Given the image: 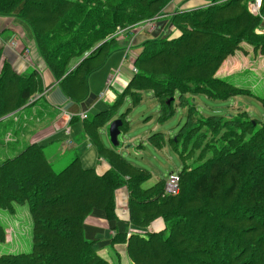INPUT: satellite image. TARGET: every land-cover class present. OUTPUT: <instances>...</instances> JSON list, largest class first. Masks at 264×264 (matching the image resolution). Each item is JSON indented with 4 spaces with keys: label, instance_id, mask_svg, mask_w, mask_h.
<instances>
[{
    "label": "trees",
    "instance_id": "obj_1",
    "mask_svg": "<svg viewBox=\"0 0 264 264\" xmlns=\"http://www.w3.org/2000/svg\"><path fill=\"white\" fill-rule=\"evenodd\" d=\"M171 1L0 0V16L26 25L60 91L78 103L87 96L89 74L126 45L118 47L115 32L157 19ZM249 1L210 0L207 6L172 15L170 27L178 34L146 35L135 42L133 75L119 97L107 109L82 119L84 132L94 141L122 95L129 93L135 104L140 93L148 91L160 105V117L170 115V103L179 96L188 105L185 125L172 141L180 158L187 155L189 144L191 149L200 147L206 138L202 128L213 135L208 147H202L210 152L205 161L193 168L183 161L178 192L165 193L163 179L144 187L150 172L110 149L109 169L97 174L75 155L54 170L57 158L50 159L42 144L10 148L0 154V209L14 212L15 205L26 204L32 245L28 252L0 253V264H111L95 252L94 241L84 234V222L97 210L106 220H117L114 192L122 186L132 226L146 229L156 218L164 225L128 237L117 233L132 264H264V121L244 113L206 118L184 98L199 92L213 99L253 94L216 75L244 45L264 53V33L257 32L264 0L257 14L249 10ZM38 83L35 70L18 74L2 59L0 118L34 102L28 101L41 92ZM257 98L264 106V96ZM164 139L156 131L148 136L157 149ZM4 240L0 223V242Z\"/></svg>",
    "mask_w": 264,
    "mask_h": 264
},
{
    "label": "crops",
    "instance_id": "obj_2",
    "mask_svg": "<svg viewBox=\"0 0 264 264\" xmlns=\"http://www.w3.org/2000/svg\"><path fill=\"white\" fill-rule=\"evenodd\" d=\"M251 1L252 0L249 2ZM209 4L210 0H172L165 7V13L153 20L152 23L157 27L158 24H161L159 27V34L168 32L173 36H176L178 31L174 27H170V18L172 15L183 11H191ZM8 23L11 24V26L16 25L15 27L19 28L21 32L23 31V34H27V30H25L27 27L22 21L12 16H0V44H2L3 47L2 52L4 55L6 52H10L13 55L12 60L14 62L12 61L13 63H11L14 68L13 70H15L18 74H24L30 69L35 70L36 75L39 77L38 85L42 89L40 93L34 94V102L30 103L29 105H25L15 112L7 115L11 116L16 114V112L17 114L19 112L20 115L15 119L18 122L23 121L22 123H17L13 127L12 133L4 132L8 136V142H10L12 145H18L16 147L17 150H20L25 145L30 143L42 144L44 150H47L52 156L50 159L66 157L71 151L75 156L78 157L80 164L84 168H92L97 174L104 173L110 167L106 156L107 154L111 153L109 149L122 155L120 152L122 147H118L117 145L116 148H113L105 142L106 138L104 137L103 133L108 135L107 126H109L108 123L111 121L100 128L98 136L94 141H92L83 130L82 119L79 117V114L84 113L86 118L91 117L92 115L107 109L108 106L111 105V102L113 103L115 101V96L117 95L118 91L120 90L122 92L133 75L132 59L135 57L138 51L137 47L133 46L132 44V47L129 48L131 50L127 52L125 49H123V46L114 50L108 56V58L104 60L99 68L89 74L87 79V96L83 101L76 103L69 100L62 94L57 85V80H55L51 72L44 66L42 61H33L31 64H29L31 55L34 54L31 43L30 45L26 44L25 46L29 50V57L27 60L22 58L21 49H18V47H10L7 44V42L12 38L19 40L17 38L18 30L15 27L11 28ZM260 25L262 26L260 31L264 33V19H262ZM142 26L145 27V24ZM140 29V27L134 28V34L143 33L144 29L139 31ZM146 32L147 36H150L149 31L146 30ZM156 35L157 34L154 36ZM147 36L144 32L143 37H141L139 40ZM249 51L253 52V50H251L247 45L246 47L243 46L241 53L243 54L244 59L245 56L249 55ZM129 53L131 58L129 57L130 55L128 56ZM126 59L128 60L129 64H127L128 68H124L120 71L121 64ZM238 60H240L238 53H235L232 57H228L223 62L216 75L222 71L221 68L225 66L227 61L228 65L236 66V62ZM129 70L131 72H129ZM109 78H111V81H108ZM69 113L74 114V117L68 119L67 115ZM65 126L69 128L68 136H66L64 132ZM147 133L148 132H145L143 136L146 142L151 144L148 140L149 135ZM143 136H141V138ZM66 137L69 138L70 142H67ZM129 139L132 140L131 137ZM143 143L144 142H142V139H140L139 145L142 148L144 146ZM152 147L154 146L152 145ZM14 149L15 147L12 146L11 150L15 151ZM155 149L157 150V148ZM123 157L127 159L125 156ZM127 160L130 161L129 159ZM132 163L135 164L134 162ZM135 165L145 168V166L139 164ZM114 202L117 220L110 222L105 219L100 211L97 210L86 217L84 222V234L88 239L94 241L93 248L95 249V252L98 256L107 260L111 264H132V262H130L126 256L125 243L118 242V239L115 238L117 233L125 234V236L128 237L130 233L136 231H158L164 226L163 220L156 218L148 225L146 229L141 230L132 226L129 222L127 192L125 186L118 187L115 190ZM15 210L16 205L14 206V211ZM11 222L12 221H7V224L10 225Z\"/></svg>",
    "mask_w": 264,
    "mask_h": 264
},
{
    "label": "rangeland",
    "instance_id": "obj_3",
    "mask_svg": "<svg viewBox=\"0 0 264 264\" xmlns=\"http://www.w3.org/2000/svg\"><path fill=\"white\" fill-rule=\"evenodd\" d=\"M262 19H264L263 16ZM143 24H145V22ZM9 26H11V24H9ZM15 26L16 25H12L11 28ZM137 27L141 28L139 31L144 29L143 33L144 31L148 30L150 36L152 34H163H159V28L157 26H154L152 22L149 24L146 23L145 27H143L142 25H135L127 29H119L114 34V39H116L118 47H121L126 43V45L123 46V49H125L127 52L131 50L129 49L132 47L131 44L140 41L139 39L143 37V33L134 34L133 29ZM261 27L262 26L260 25V27L257 29L258 33H262L260 31ZM15 28L18 30V49L26 46V44L30 45V43L33 46L32 49L34 54L31 55L29 64H31L33 61H41V58L36 51L34 44L30 40L31 37L29 30L26 27V29L24 28L25 30H27V34L25 35L22 33L23 31H20L19 28ZM126 32L129 33L128 37L125 35ZM0 47V66L2 63V59H6L11 69H14L12 66V63L14 62L12 60L13 55L10 52H6L4 55V53L2 52V44H0ZM244 47L246 46L244 45ZM248 47L253 50L250 45H248ZM251 52L249 51V55L245 56V59L241 51L236 52L240 57V60L236 62V66L228 65L227 61V63H225V66L221 68L222 71L219 72L217 76L223 79H228L235 86L247 89L253 94H237L221 99H213L199 92L193 95H186L184 96V98L190 101L194 109L200 115L206 118L214 116L221 117L225 115L229 116L230 118L233 117V115H237L238 113H244L251 120L263 122L264 106L257 97L264 96V53ZM129 55L130 53L128 54V56ZM85 56L86 54L82 57V59ZM129 57L131 58V55ZM22 58L24 57L22 56ZM82 59H80L79 61H81ZM127 64L128 60L126 59L121 64L120 71L124 68H128ZM129 72L131 71L129 70ZM120 93L121 91L119 90L115 98L119 97ZM140 94L141 97L135 104L134 102H132L129 93L122 95L123 97L121 98L120 102L112 106V120L119 118V116L121 115L122 120L120 118L119 119L125 124V128L120 129V133L117 136L118 147H122L120 151L121 154L135 164L145 166V168H147L150 172V177L142 183L143 186H150L159 179H167L171 173H178V171L182 167L183 161L189 168H193L198 166L210 156V152L208 150H202V147H208L207 143L210 142L213 135L211 132H209L210 129H205V127L202 128L201 131L206 132V138L201 143L200 147L191 149V144H189L187 150L185 151V154L187 155H185L184 158H180V156L174 150V139L180 132L181 128L185 125L188 110V105L185 102H181L179 96H176L175 100L170 103V115L160 117V105L157 104V101H155L154 98L150 96V93L148 91L144 90ZM34 100L35 95H33L31 97V100H29L28 102L30 103ZM19 115V112L18 114L16 112V114H13L11 116L7 117L6 115L0 118V154L9 151L12 146H18L10 144V142H8L9 140L7 134H5L4 132L12 133L13 127L17 123L23 122L16 121L15 118ZM154 131L164 134L165 139L162 149L156 150L154 147H152L151 144L146 142L143 136L145 132H148L147 134L150 135ZM103 135L106 138L105 142L109 146H113L110 143L109 135H105L104 133ZM141 136L143 137L141 138ZM130 137L132 138V140L129 139ZM140 139H142V142H144L143 148L139 145ZM73 155L74 154L70 151V153L66 157L54 160L52 162V168L54 170L61 169L64 165L67 164V162L71 160ZM7 221L12 222L10 223V225H8ZM0 223H2L5 230V240L3 242H0V253H18L28 252L31 250L32 221L25 203L16 205V210L14 212H5V210L0 209Z\"/></svg>",
    "mask_w": 264,
    "mask_h": 264
},
{
    "label": "built area",
    "instance_id": "obj_4",
    "mask_svg": "<svg viewBox=\"0 0 264 264\" xmlns=\"http://www.w3.org/2000/svg\"><path fill=\"white\" fill-rule=\"evenodd\" d=\"M261 0H252L251 2H249V10L254 13L257 14L259 12V7H260V2ZM152 22V21H151ZM150 21L146 22V23H151ZM145 23V25H146ZM7 44L10 47L13 48H17L19 46V42L16 39H12L9 40L7 42ZM21 49V54L24 57L25 60L28 59L29 57V50L27 47L23 46ZM108 81H111V78L108 79ZM68 119H71L74 117V114L69 113L67 115ZM79 117L81 119L85 118V114L84 113H80ZM64 132L66 134V136L69 135V128L67 126L64 127ZM67 142H70L69 138L66 137ZM178 182H179V175L178 173L176 174H170L169 177L167 179L164 180V186H163V190L165 193L167 194H175L178 192Z\"/></svg>",
    "mask_w": 264,
    "mask_h": 264
},
{
    "label": "water",
    "instance_id": "obj_5",
    "mask_svg": "<svg viewBox=\"0 0 264 264\" xmlns=\"http://www.w3.org/2000/svg\"><path fill=\"white\" fill-rule=\"evenodd\" d=\"M122 121L117 118V119H113L108 126V135H109V140L110 143L113 146H117L118 145V140H117V136L120 133V129L119 127L121 126Z\"/></svg>",
    "mask_w": 264,
    "mask_h": 264
}]
</instances>
